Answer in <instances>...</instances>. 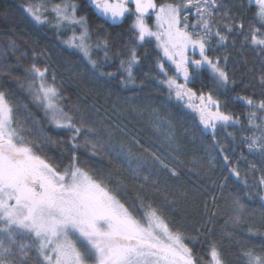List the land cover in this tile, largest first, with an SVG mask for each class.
<instances>
[{
	"label": "snow or ice",
	"instance_id": "6c2138e0",
	"mask_svg": "<svg viewBox=\"0 0 264 264\" xmlns=\"http://www.w3.org/2000/svg\"><path fill=\"white\" fill-rule=\"evenodd\" d=\"M90 3L106 21L115 23L128 14L134 17L131 30L136 40H154L162 53L157 57L156 67L160 73L157 83L166 88L170 99L181 102L198 116L202 128L213 136L214 145L225 153V145L216 139V129L239 125V119L222 111L220 100L214 98L211 91L205 94L189 85L200 79L205 71L218 92H227L229 85H235V79L221 58L208 54L213 38L217 45H226L231 34L239 33L243 37L242 47L250 45L264 61V0H249L256 12L247 27L242 17L230 10L221 11L225 8L224 0H178L175 3L90 0ZM129 4L134 5V9H130ZM186 9L195 10L194 23H189ZM25 10L37 24L50 23L46 4L30 5ZM51 13L55 20L53 26L57 29L79 28L78 35L74 31L64 41L69 48L81 52L101 76H115V73L103 72L101 64L92 59L87 17L77 16L75 3L65 0L54 4ZM149 17L154 18L153 25L148 23ZM97 47L104 49L107 59L109 41L105 39ZM197 53L199 58H196ZM224 61L226 63L227 57ZM165 62L172 66V74ZM139 63L135 47H130L128 58L120 61V68L126 74L122 79L124 87L135 83L134 69ZM48 71L47 65L42 68L35 63L25 69L27 89L33 102L43 109L50 126L69 133L70 158L61 166L39 155L38 145L26 138L24 133L28 130L5 92L0 91V264H27L29 259H33L34 264H226L223 251L216 243L209 246L207 262L203 256L197 258L186 242L189 238L171 225L161 208L145 202L147 195L138 192L136 198L128 202L125 179L143 191L149 181V176L143 174L147 160L142 156L135 157L137 162L133 168L131 149L126 156L123 148L116 151L110 143L111 131L108 140L100 138L97 129L87 123L79 109L66 108L55 76L51 83L48 82ZM260 79L264 84V73ZM234 99L243 101L250 109L247 121L252 135L242 137V142L249 152L259 153L264 159V99L259 102L245 96ZM30 118L26 116L24 120ZM155 126L157 131L162 130L158 117ZM164 127L171 144L174 140L170 135L171 126ZM228 136L233 137V134L228 133ZM64 139L60 137L58 141L48 135L39 146H56ZM82 149L88 157L101 155L109 163L127 158L128 175L113 181L111 170L105 174L89 169L87 158L82 161ZM144 152L171 175H178L156 152L147 148ZM223 160L228 164L229 155L224 154ZM257 171L260 170L255 164L243 175L236 166L229 168L235 182L249 190L246 193L249 198L255 192L264 201V174L252 184L248 181L249 174L255 175ZM224 180L227 182L229 176ZM225 187V183L219 185L225 207L220 209L214 196L212 215H227V231L229 224L245 223L249 212L238 194L239 188L223 197ZM182 195L187 197V193ZM205 207L207 209V205ZM33 251L35 257H30ZM239 258L243 264H264V252H257L252 247L242 248Z\"/></svg>",
	"mask_w": 264,
	"mask_h": 264
},
{
	"label": "trees",
	"instance_id": "16d2710c",
	"mask_svg": "<svg viewBox=\"0 0 264 264\" xmlns=\"http://www.w3.org/2000/svg\"><path fill=\"white\" fill-rule=\"evenodd\" d=\"M64 1L0 0V91L5 92L16 109L18 118L28 130L24 133L26 138L38 145V154L61 166L66 165L70 158L67 142L69 133L50 126L43 109L33 102L22 84L26 77L25 69L33 63L42 68L47 65V77L52 82V77L55 76L65 107L79 109L87 123L97 129L100 138L108 140V132L111 131L110 143L116 151L123 148L126 156L128 149H131L133 168L137 162L135 157L142 156L147 160L143 174L149 176V181L141 191L125 179L128 175L127 158L109 163L104 156L88 157L81 150L82 161L87 158L89 169L105 174L111 170L113 181L125 179L129 203L136 198L138 192L140 195H147L148 200L145 202L161 208L171 225L189 238L186 242L193 248L197 258L203 256L205 262L209 259L207 252L212 243L222 249L226 264H243L239 256L241 249L245 247L264 252V235L256 234L264 233V201L255 192L249 198L246 195L249 190L243 189L229 173V168L236 166L243 175L249 171L250 165L255 164L260 171L255 172V175L249 174L250 184L264 174V159L259 153L249 152L247 145L242 142V137L252 135L247 121L250 109L243 101L234 99L237 96L252 97L256 102L264 99V84L260 79L264 73V61L261 57L250 45L242 47L243 37L239 33L231 34L226 45H217L214 38L208 54L221 58L222 64L235 79V85H229L230 90L227 92H218L207 71L190 84V87L202 90L205 94L211 91L214 98L220 100L221 110L240 121L239 125L216 129V139L226 149L222 154L214 145L210 132L200 125L198 117L181 102L170 99L166 88L157 83L160 73L156 63L158 55L162 53L153 41H137L131 26L125 23L120 26L104 24L84 2L74 0L77 2V16L87 17L93 41H109L110 58L107 61L98 57L94 59L101 64L103 72L115 73V76L109 78L93 69L81 53L65 46L64 41L70 29L64 28L63 33L58 32L53 26L55 20L52 14L48 13L50 23L37 24L25 10L28 6L41 2L54 5ZM224 4L225 8L221 11L230 10L242 17L246 27L253 21L256 10L248 0H224ZM133 46L140 63L134 69L135 83L124 87L122 79L126 74L120 68V61L128 58L129 48ZM165 63L170 70L169 74H172L171 67ZM26 116L31 118L24 120ZM157 117L162 122L161 131H157L155 126ZM164 126H171L170 135L174 138L171 144ZM228 133H232L234 139ZM48 135L58 141L60 137L65 139L56 146L40 147V142ZM136 141L140 143L137 144ZM145 148L156 152L178 175H171L153 162L144 152ZM224 154L230 157L228 164L223 160ZM225 176H229L227 182L224 180ZM222 183L226 184L223 197L239 188L238 194L249 212L245 223L238 226L229 224L227 231V215H212L215 210L212 199L214 196L217 197L220 209L225 207L219 188ZM184 193H187L186 198L182 195ZM30 257H35L34 251L30 253ZM27 264H34V260L29 259Z\"/></svg>",
	"mask_w": 264,
	"mask_h": 264
},
{
	"label": "rangeland",
	"instance_id": "374dc122",
	"mask_svg": "<svg viewBox=\"0 0 264 264\" xmlns=\"http://www.w3.org/2000/svg\"><path fill=\"white\" fill-rule=\"evenodd\" d=\"M249 1V0H248ZM65 2V1H64ZM71 2L72 3H75L76 5H77V2L76 1H72L71 0ZM46 4L47 5V7H48V13H50V14H52L51 13V7H52V5L51 4H48V3H45V2H41V3H38V4H35V5H39V4ZM254 7V6H253ZM254 9L256 10V8L254 7ZM53 15V14H52ZM69 34H68V36L65 38V41L66 40H68L73 34H74V31H75V34H79V28L78 27H75V29L74 28H72V27H69ZM58 30V32H61V33H63L64 32V28H61V29H57ZM90 36H91V32H90ZM97 44H101V43H95L94 41H93V39H92V36H91V39L89 40V45L91 46V51H92V59H95L96 57H98L100 60H103V61H107V59L108 58H110L109 57V55H108V58L107 59H105V56H104V49L102 48V47H97ZM65 46L67 47V48H69L68 46H67V44H65ZM69 49H71V50H75V51H77V52H79L77 49H75V48H69ZM79 53H81V52H79ZM82 54V53H81ZM83 55V54H82ZM196 58H199V56H198V53L196 54ZM169 66L170 67H172L170 64H169ZM48 82L49 83H51V81L49 80V78H48ZM27 83H28V78L27 77H25V79H24V81H23V85H24V88L25 89H27ZM28 90V89H27ZM195 114V113H194ZM196 115V114H195ZM259 115V114H258ZM197 116V115H196ZM198 117V116H197ZM198 120H199V118H198ZM257 123H259V120L257 121ZM259 133H257V135H258Z\"/></svg>",
	"mask_w": 264,
	"mask_h": 264
},
{
	"label": "flooded vegetation",
	"instance_id": "af4514ba",
	"mask_svg": "<svg viewBox=\"0 0 264 264\" xmlns=\"http://www.w3.org/2000/svg\"><path fill=\"white\" fill-rule=\"evenodd\" d=\"M177 1V0H176ZM161 2H169V3H174V2H171L170 0H157V3H161ZM131 9H133V8H131ZM185 11H187L188 13H189V23L191 24V23H194V21H195V10L194 9H190V10H188V9H186ZM100 20V19H99ZM133 20H134V17L131 15V14H128L127 16H126V18H125V20H124V22L122 23V24H127L128 26H131L132 27V24H133ZM104 24H107V25H109L107 22H105V21H103V20H101ZM148 23L150 24V25H153L154 24V18L153 17H149V19H148ZM111 26V25H110ZM214 39V38H213ZM148 41H153L155 44H156V42L154 41V40H148ZM189 87H190V85H189Z\"/></svg>",
	"mask_w": 264,
	"mask_h": 264
},
{
	"label": "water",
	"instance_id": "95a60500",
	"mask_svg": "<svg viewBox=\"0 0 264 264\" xmlns=\"http://www.w3.org/2000/svg\"><path fill=\"white\" fill-rule=\"evenodd\" d=\"M80 1L84 2L87 5V7L91 9V11L96 16V18L107 22L111 26H120L123 23V21L125 20L126 16H127L126 15L123 19H120V20L116 21L115 23H113L112 21H106L105 18L101 17L100 14L94 9V7L91 6L90 0H80ZM128 7L130 9L131 8L134 9V5H132V4H129Z\"/></svg>",
	"mask_w": 264,
	"mask_h": 264
},
{
	"label": "bare ground",
	"instance_id": "6f19581e",
	"mask_svg": "<svg viewBox=\"0 0 264 264\" xmlns=\"http://www.w3.org/2000/svg\"><path fill=\"white\" fill-rule=\"evenodd\" d=\"M124 22V21H123Z\"/></svg>",
	"mask_w": 264,
	"mask_h": 264
}]
</instances>
